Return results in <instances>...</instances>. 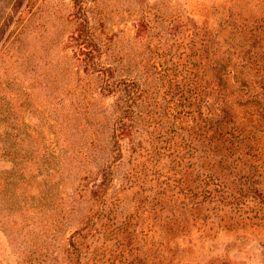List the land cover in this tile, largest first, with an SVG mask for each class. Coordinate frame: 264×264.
I'll list each match as a JSON object with an SVG mask.
<instances>
[{"label":"rangeland","instance_id":"rangeland-1","mask_svg":"<svg viewBox=\"0 0 264 264\" xmlns=\"http://www.w3.org/2000/svg\"><path fill=\"white\" fill-rule=\"evenodd\" d=\"M0 264H264V0H0Z\"/></svg>","mask_w":264,"mask_h":264},{"label":"trees","instance_id":"trees-1","mask_svg":"<svg viewBox=\"0 0 264 264\" xmlns=\"http://www.w3.org/2000/svg\"><path fill=\"white\" fill-rule=\"evenodd\" d=\"M89 46L90 45L87 42L77 43L76 55H78L82 58L91 56L92 49ZM83 60H85V59H83Z\"/></svg>","mask_w":264,"mask_h":264}]
</instances>
